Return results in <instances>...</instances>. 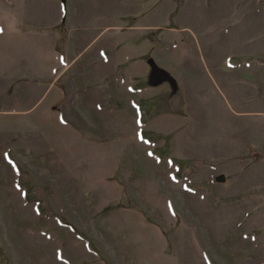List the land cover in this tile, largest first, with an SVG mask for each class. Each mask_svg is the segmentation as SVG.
Returning a JSON list of instances; mask_svg holds the SVG:
<instances>
[{
  "label": "rangeland",
  "instance_id": "374dc122",
  "mask_svg": "<svg viewBox=\"0 0 264 264\" xmlns=\"http://www.w3.org/2000/svg\"><path fill=\"white\" fill-rule=\"evenodd\" d=\"M57 1L0 0V264H264V0Z\"/></svg>",
  "mask_w": 264,
  "mask_h": 264
},
{
  "label": "crops",
  "instance_id": "0c3cea01",
  "mask_svg": "<svg viewBox=\"0 0 264 264\" xmlns=\"http://www.w3.org/2000/svg\"><path fill=\"white\" fill-rule=\"evenodd\" d=\"M47 3H49L51 6H55L57 7V14L55 17H48L47 15H45V13L43 14V19H42V24H39L41 26H46L48 29L46 31L47 37L50 38L51 41H56L57 40V29L62 25V12H61V2L59 3V1L57 0H46ZM75 8V3L73 1V10ZM47 14V13H46ZM75 20L71 19V23L74 24ZM49 54H54L52 52V50L48 51ZM39 81H43L44 80V76L40 75L37 78Z\"/></svg>",
  "mask_w": 264,
  "mask_h": 264
},
{
  "label": "snow or ice",
  "instance_id": "6c2138e0",
  "mask_svg": "<svg viewBox=\"0 0 264 264\" xmlns=\"http://www.w3.org/2000/svg\"><path fill=\"white\" fill-rule=\"evenodd\" d=\"M0 31H2V29H0Z\"/></svg>",
  "mask_w": 264,
  "mask_h": 264
}]
</instances>
